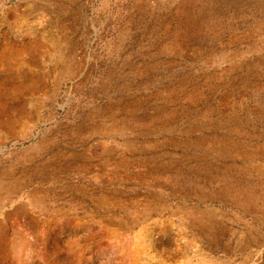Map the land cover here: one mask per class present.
<instances>
[{
  "label": "rangeland",
  "instance_id": "1",
  "mask_svg": "<svg viewBox=\"0 0 264 264\" xmlns=\"http://www.w3.org/2000/svg\"><path fill=\"white\" fill-rule=\"evenodd\" d=\"M0 264H264V0H0Z\"/></svg>",
  "mask_w": 264,
  "mask_h": 264
}]
</instances>
